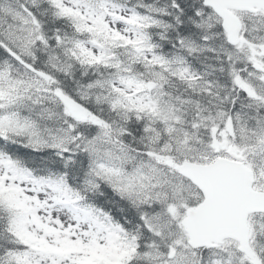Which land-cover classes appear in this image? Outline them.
<instances>
[{
	"label": "snow or ice",
	"instance_id": "6c2138e0",
	"mask_svg": "<svg viewBox=\"0 0 264 264\" xmlns=\"http://www.w3.org/2000/svg\"><path fill=\"white\" fill-rule=\"evenodd\" d=\"M0 264H264V0H0Z\"/></svg>",
	"mask_w": 264,
	"mask_h": 264
}]
</instances>
